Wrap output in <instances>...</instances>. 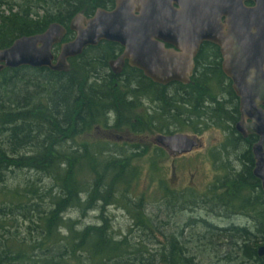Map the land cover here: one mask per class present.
<instances>
[{"label":"trees","instance_id":"trees-1","mask_svg":"<svg viewBox=\"0 0 264 264\" xmlns=\"http://www.w3.org/2000/svg\"><path fill=\"white\" fill-rule=\"evenodd\" d=\"M48 2L51 6L45 8L46 0H0V50L18 38L44 32L52 23L66 29L62 42H68L74 36L68 24L76 14L88 18L96 9L108 10L114 5V0ZM211 49L217 53L215 46L200 47L194 76L185 86L160 87L127 66L114 75L108 62L122 49L106 42L70 59L66 73L30 68L0 72V137L4 140L0 145V264L192 263L181 235L172 230L162 234L142 212L140 203L129 200L131 184L139 173L130 156L125 151L111 153L101 142L79 139L105 128L110 116L142 107L146 119L136 117L140 124L128 127L134 136L141 135L142 126L170 134L169 126L183 121L195 134L197 124L206 127L211 123L227 131L230 140L235 136L237 103L220 72L218 55L202 59ZM218 89L229 101L218 97ZM247 155V165L218 179L204 201L208 204L210 198L214 203L211 215L245 217L252 224L216 232L225 240L224 259L228 263L233 259V264H264V258L256 255L264 245V194L251 173L253 159ZM16 171L43 176L52 187L42 189L28 183L10 188L7 176ZM121 201L126 203L133 226L163 236V246L155 253L147 251L143 241L133 245L126 237L116 240L104 220L99 226L77 230L76 223L63 219L70 210L88 211L97 209L99 203ZM18 220L26 226L24 238L14 233L20 228ZM161 223L163 228L169 226ZM61 229L67 234L60 235Z\"/></svg>","mask_w":264,"mask_h":264},{"label":"water","instance_id":"water-1","mask_svg":"<svg viewBox=\"0 0 264 264\" xmlns=\"http://www.w3.org/2000/svg\"><path fill=\"white\" fill-rule=\"evenodd\" d=\"M68 30L74 35L68 42H62L66 29L58 23L16 39L0 50V72L30 68L66 73L70 59L106 42L122 49L108 62L114 75L126 65L160 87L185 86L200 46L217 47L222 74L239 101L234 130L243 139L257 138L250 149L251 173L264 194V0H114L112 10L98 8L88 18L76 14ZM153 141L177 156L199 146L196 137L183 134L157 135ZM256 255L264 258V245Z\"/></svg>","mask_w":264,"mask_h":264},{"label":"rangeland","instance_id":"rangeland-1","mask_svg":"<svg viewBox=\"0 0 264 264\" xmlns=\"http://www.w3.org/2000/svg\"><path fill=\"white\" fill-rule=\"evenodd\" d=\"M13 1L20 3V0ZM50 6L48 0L42 4L45 8ZM205 55L206 53L202 59ZM228 81L226 83L229 85ZM217 95L220 99L229 101L228 95L219 89ZM222 96L227 97L228 100ZM144 107L149 106L144 103ZM144 110L146 109L140 107L135 108L133 113L122 112L118 116L112 115L105 128L97 129L79 140L101 142L110 149L111 153L125 151L130 156V162L139 169V173L138 178L131 184L129 200L140 203L142 212L151 219L162 234L168 235L172 230L181 235V240L186 242L188 256L192 259L191 264H233V259H230L229 263L224 259L227 248L223 247L222 243L225 240L217 236L216 232L229 227H244L252 224L245 217L232 215L230 218H221L217 214L211 215L214 203H211L210 198L208 204L204 200L210 196L208 192L212 186L229 170L239 172L243 169V164L247 165L245 157H248V153L252 159L250 149L256 141L239 139L234 143V138H237L235 130V136L230 137L229 140L227 131L211 123L206 127L197 124L196 130L199 132L195 134L186 123L179 121L169 126V133L198 137L202 149L193 151L184 158L173 160L153 141L157 135L169 134L156 133L154 130L151 132L147 126L142 125L140 136H134L129 131L128 127L131 124H140L136 117L146 119ZM2 142L4 140L0 137V145ZM6 183L10 188H22L28 183H33L34 186L42 189L52 187L51 181L33 172L10 173ZM124 204L126 203L122 201L113 205L99 203L97 209L70 210L63 214V219L76 223L77 230L90 225L99 226L104 220L116 240L126 237L133 245L143 241L147 251L155 253L163 246V236L159 232L151 235L133 226L134 220ZM195 206L200 207L196 209ZM191 207L195 208L194 211L189 210ZM167 219L169 222L166 221ZM161 222L169 226L163 228ZM18 223L20 228H15L14 233L19 238H24L26 226L21 220H18ZM66 234V229H61L60 235ZM83 264L87 262L83 261Z\"/></svg>","mask_w":264,"mask_h":264},{"label":"flooded vegetation","instance_id":"flooded-vegetation-1","mask_svg":"<svg viewBox=\"0 0 264 264\" xmlns=\"http://www.w3.org/2000/svg\"><path fill=\"white\" fill-rule=\"evenodd\" d=\"M245 5L246 6H252V3L251 2H247V3H245ZM113 7H114V5H113ZM113 8H109L108 10H112ZM203 44H205V45H208V46H210V45H212V44H209V43H203ZM202 44V45H203ZM201 45V46H202ZM200 46V47H201ZM212 46H214V45H212ZM217 48V47H216ZM199 50H200V48H199ZM208 54H206V56H208L207 58H209V59H211V58H215V56L216 55H218V57H219V60H218V63H219V69H220V72L222 73V71H221V62H222V59H221V56H220V54H219V51H218V48H217V53L215 52V51H213L212 49H211V52H207ZM198 54H199V52H198ZM198 54H197V56L195 57V59L193 60V63H194V72H195V70H196V65H197V57H198ZM213 55H214V57H213ZM217 61V60H216ZM126 66V65H125ZM223 75V74H222ZM193 76H194V74H193ZM191 82V81H190ZM230 82V81H229ZM174 84H178V83H172V84H170V85H174ZM170 85H168V86H170ZM229 88H230V90H231V83H229ZM232 91V90H231ZM233 93V92H232ZM233 96H234V98H235V102L237 103V113H238V119H237V121L239 120V110H238V105H239V101H238V98L235 96V94L233 93ZM261 108L264 110V106H261ZM236 121V122H237ZM235 125V124H234ZM237 134V133H236ZM240 137V135L239 134H237V138H239ZM250 137H254V136H250ZM250 137H248V138H250ZM248 138H246V139H248ZM255 138V140H257V138L256 137H254ZM196 139H198L199 141V146L196 148V149H194L193 151H197V150H201L202 149V145H201V142H200V139L198 138V137H196ZM239 139H242V140H244L243 138H239ZM192 151V152H193ZM192 152H190V153H192ZM190 153H188V154H190ZM188 154H185V155H180V156H177V155H174V154H171V153H167V155H168V157H170L171 159H173V160H176V159H179V158H184L185 156H187Z\"/></svg>","mask_w":264,"mask_h":264},{"label":"bare ground","instance_id":"bare-ground-1","mask_svg":"<svg viewBox=\"0 0 264 264\" xmlns=\"http://www.w3.org/2000/svg\"><path fill=\"white\" fill-rule=\"evenodd\" d=\"M217 230H219V229H217ZM258 258V257H257Z\"/></svg>","mask_w":264,"mask_h":264}]
</instances>
